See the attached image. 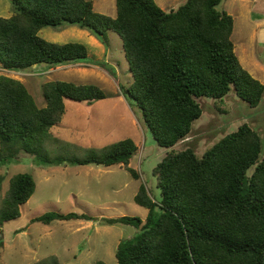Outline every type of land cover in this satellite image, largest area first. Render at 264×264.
I'll return each instance as SVG.
<instances>
[{"label":"trees","instance_id":"trees-1","mask_svg":"<svg viewBox=\"0 0 264 264\" xmlns=\"http://www.w3.org/2000/svg\"><path fill=\"white\" fill-rule=\"evenodd\" d=\"M8 1L12 15L0 17L1 164L27 154L40 165H121L139 179L129 166L138 152L131 139L81 159L50 160L41 154L44 141L57 140L51 131L60 125L67 100L90 103L108 97L95 85L47 81L41 87L45 106L39 107L23 83L2 74L37 65L78 64L87 58L82 43L41 38L40 31L48 27L74 26L105 46L108 32L118 36L131 75L125 93L159 147L171 149L188 136L201 117L197 102L201 97L216 104L233 90L251 108L262 101L264 85L236 56L234 19L218 10L224 0H186L169 11L153 0H115L113 17L96 12L91 0ZM260 155V136L244 123L200 157L192 149L167 152L152 172L159 201L143 184L134 196L135 204L147 210L145 221L47 212L32 222L82 220L138 229V234L118 244L116 264H264V156ZM3 180L0 177V187ZM34 191L28 173L9 179L0 200V226L20 217V207Z\"/></svg>","mask_w":264,"mask_h":264},{"label":"rangeland","instance_id":"rangeland-1","mask_svg":"<svg viewBox=\"0 0 264 264\" xmlns=\"http://www.w3.org/2000/svg\"><path fill=\"white\" fill-rule=\"evenodd\" d=\"M91 1L96 12L115 16V0ZM153 1L162 10L169 11L176 10L186 0ZM251 1L224 0L218 10L234 19L232 41L239 63L264 85V48L263 53L254 50L251 24L253 19L264 22V18L253 8ZM11 15L10 2L0 0V17ZM39 35L53 43H82L88 50L87 58L78 64L56 68L37 65L25 72H2L23 83L39 107L45 106L41 87L47 81L95 85L108 96L90 103L67 100L60 125L51 131L57 140L44 141L41 154L50 160L59 157L81 159L90 153H102L108 145L131 139L138 152L129 166L137 171L139 179H133L121 165L79 166L69 162L40 165L35 157L27 154H21L16 162L0 163V177L4 178L0 200L13 175L28 173L35 182L34 194L20 207V217L0 226L3 242L0 264H96L98 261L116 264L118 244L138 234V229L82 220L54 221L44 225L32 222V219L47 212H73L97 219L129 216L145 221L147 210L135 204L134 196L143 184L151 197L159 201L160 193L152 172L167 152L192 149L200 157L208 147L244 123L259 134L260 159L264 156V94L255 108L239 99L233 90L216 104L210 98H199L201 117L194 121L187 137L171 149H165L157 145L143 123L140 110L125 93L131 85V75L116 34L107 33V46L74 26L44 28ZM251 172L252 168L248 173Z\"/></svg>","mask_w":264,"mask_h":264},{"label":"crops","instance_id":"crops-1","mask_svg":"<svg viewBox=\"0 0 264 264\" xmlns=\"http://www.w3.org/2000/svg\"><path fill=\"white\" fill-rule=\"evenodd\" d=\"M253 8L260 13L261 17L264 18V0H252L251 1ZM253 38L255 39L254 50H258L263 53V44L264 43V22L259 19H253L251 21ZM234 35V32H233ZM253 49V48H252ZM259 80V79H258Z\"/></svg>","mask_w":264,"mask_h":264}]
</instances>
